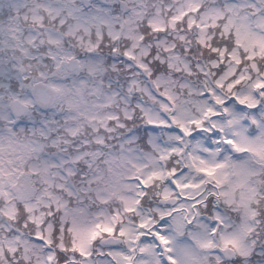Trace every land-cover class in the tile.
<instances>
[{"label": "rangeland", "instance_id": "rangeland-1", "mask_svg": "<svg viewBox=\"0 0 264 264\" xmlns=\"http://www.w3.org/2000/svg\"><path fill=\"white\" fill-rule=\"evenodd\" d=\"M159 2H160V9H161V6L164 5L165 1L160 0ZM198 2L200 3V0H198ZM168 9H171L170 5H168ZM138 11H139V14H137V16L142 15V11L141 10H138ZM134 13H136V10L133 9L132 13L128 15L129 18H126V19L129 20L133 16L135 17L136 14L134 15ZM158 13L168 14V11L167 12L159 11ZM148 22H150V19L148 20ZM161 22L163 23V18L161 19ZM205 25L206 23L202 24L200 28L202 31H204ZM131 32H132L133 37H128V39L133 38V40H130L129 49H131V51L132 49L135 50L134 56L135 55H138V56L148 55L150 53L151 43L149 42L143 45L142 44L143 37L140 36L138 32H134L132 30ZM117 33L120 34V31H117ZM124 34L129 35V33H126V31L124 32ZM174 36L184 41L186 40L190 41V38L187 36L186 32H184L183 30L176 32ZM171 41H169L168 46L166 44H163L164 42H162L161 43L163 44L162 47L168 48V50L174 49L175 43ZM155 48H156V55L158 56L159 50L157 47ZM169 51H172V50H169ZM141 52H145V53H141ZM172 54L174 58L177 52L174 51V53H171L169 55L170 58ZM222 59H224V55H222ZM216 63H217V60L213 59L212 64H216ZM236 69H237L236 65L230 63V67L228 68L227 73L217 79L216 81L217 85L220 87L225 86V88H227V90L231 92L236 83H241L245 79V74L244 72H242L239 75V78H237L234 82L226 83V80L230 79L229 76L232 77L235 74ZM160 76L162 75L161 74L158 75V77ZM158 77L156 79V86H160L161 83L166 81L165 78H158ZM253 82L255 84H258L261 87H264V77L262 78L255 77ZM54 84L57 87H61V84H59V82L54 83ZM180 85L182 88H187L186 92L185 90H183L186 97L179 96V93H176L175 91H170L169 88H165L166 89L164 92L165 96H163L162 93H159V95L161 96V97H158L159 103L163 106H168L169 103L166 100L168 99L169 101H171L172 99H174L176 102L182 101L184 104H186V102L190 105L195 104L201 108V116H198V115L195 116V115H192V113L190 114L186 106L180 107L182 108L181 109L182 113H184V114L180 113V110L178 109V113L181 116L179 120L183 128L177 123L175 119L169 118L172 121L171 126L169 128V131L171 132L168 133V131H165L166 136L161 138L162 131L164 129L163 125L165 124L170 125V124H169L168 119L162 116V114L160 113V110L153 109L156 111L150 113V115L152 116V119L150 117V120L153 121V118L156 117V120H154V122L159 120L162 123H157V126H158L157 136L158 137L156 136L155 140L152 139L151 141L153 142L152 145L158 150L157 152H160L162 155L160 156V158L157 159V161H155L151 177H150V171H149L151 168L148 169V164H149L148 158L149 157L141 156L140 152L135 148L134 149L130 147H127V149L125 148V150L122 151L121 158L119 161V166L126 167V170H124L123 168L121 170L114 169L111 166V170L109 174L110 180L107 182V185L105 187L107 189L110 188L111 194H110V197L105 196L106 197V199H104L105 201L109 200V198L110 200H112L115 197L116 198L119 197L118 190H119V185H121L120 180L122 176L125 179L123 185H126V187H128V186L134 185L135 183L137 186L138 194L140 195L144 194L143 187H138V184L141 182L145 185H148L149 180L152 178H163V176L165 177L167 175V172H165L164 170V166H163L164 164L163 162H165L164 160H166V158H168L169 156L181 155V154H186V160L189 164V169H190L189 171L182 170V172L179 174V180H181V182H179V185L181 186V188H185L186 184L184 181L189 178H190V182H192L190 183V185L194 191H196L198 187L201 188L202 183H205L207 178H210V179L215 178L216 180L215 183L220 184L221 189L224 188L225 185H227V189H222V194H224V196H226L228 199H230L232 195L234 196V192L232 190L233 188L235 192L242 197L252 196L253 194H257L256 187H254V185H251L252 187L250 186V183H251L250 180L252 177H254L255 179L258 178L261 172L258 169V167H256L255 165L247 164L245 157H249V153L248 154H242V153H247V149H250L253 152L254 148H260L264 144L262 143L260 145L255 146L257 136L250 135L251 133H249L248 131L247 124H246V121L248 118V111H247L248 109L247 108L242 109L241 107H239L240 105L239 106L232 105V101H229L230 99L228 95H221V93H218V91H215V90H213L216 92L215 94L213 93L215 102L209 103L207 101V97L203 94L204 89L202 87L201 88L196 87V85L191 84L189 80L180 81ZM148 90H151L153 92L152 89H147L145 90V93L150 97H154V95H152V93ZM241 91H242L241 94H238V97L237 96L235 97L238 103L249 104L251 105L250 106L251 108L258 104V100H256L255 94L250 89V86H243ZM91 92L95 94V96L97 97L99 96V93H100L96 89ZM153 93L155 94V92ZM73 97L74 96H71L70 94L66 93L67 106H72L78 110H84L83 107L76 106L78 102L69 104L74 100ZM217 104H221V106L218 108ZM222 106H224V116L225 117L216 116L218 112H221L220 110H222ZM171 108H174V107H171ZM204 109L206 110V113H204ZM162 110L167 115L169 114L165 108H163ZM208 115L210 116L209 119H207ZM212 115H215V116L211 118ZM249 115L251 119L253 120V122L262 128L260 118H258V116L254 113L252 114L249 113ZM263 116H264V113H263ZM1 117L5 118L4 116H1ZM207 120L210 122V125H205V122H207ZM27 122L29 123L28 125L29 127L26 129L28 133L30 134L36 133L35 136L37 137L34 139H30V138L27 139L28 148L38 149V145H42L41 140L43 139V137L51 139L50 137V132H51L50 127L51 126L48 124L47 121L42 120V122H40L33 117H29L27 119ZM12 125L14 124L11 123V126ZM178 125H179V128L176 130H173ZM182 129H184V134L181 132L179 133L175 132V131H182ZM200 129L202 131H199ZM23 130L24 128H22V131ZM29 130H31L32 133L29 132ZM218 130L221 133H219ZM22 131L21 133L25 135L26 131L25 132H22ZM214 133L215 135H213ZM220 135H223V138H221V140L223 139V141L225 142V143L222 142L223 143L222 146H220V141H221L219 139ZM122 141H125V140H122ZM129 141H131V139ZM52 142H56V140L53 138ZM227 142L232 143L234 148H236L237 151H235L234 154L228 150ZM220 147H222L221 150H219ZM10 151L12 150H7L5 153L8 154ZM37 153L38 151H35V156L37 155ZM257 155L260 159H262L263 154H257ZM115 157L116 155L112 156L111 162L118 165V162L114 161ZM0 158H1V155H0ZM28 158H29L28 149L22 150L14 158H9L8 156H5L2 159V162L4 163L3 172L5 173V176L10 177L9 180H11L13 176L19 175L17 174L19 172L17 169L19 168L21 163L27 164ZM42 159H43V165H47L50 168L58 164L63 165L64 163H66L65 160H61V163L58 160L51 161V159L48 156H44L42 157ZM66 171H70V167H66ZM123 171L125 172V174ZM201 172H204V173L202 174ZM61 176L65 178L67 177L65 171H62ZM140 177L142 179H140ZM228 177L231 180L225 181ZM199 180L201 182L200 185L198 183ZM11 183L12 182H10L8 186V183L6 184V181H4L2 185L0 186L1 188L0 190L1 192H3L2 194H0V199L2 198L4 201V203H0V206L2 204V207L0 208V212H1L0 213V220H1L0 227H3L4 229L8 228V226H7V222L1 219L2 218L1 216L3 215V213H6V214L9 213L7 209L8 207L7 204L12 200L9 195ZM252 188L254 189L253 191H252ZM30 193L31 194L26 198V200L31 202V199H33L32 196L38 197V195H34V193L31 192V190H30ZM123 198H126L125 203H126L127 209H129V207L133 206L134 208L136 206L135 202L132 201L133 200L132 196H125ZM192 205H193L192 203H186L183 205L180 204L176 208H174L175 210H173V208H166V209L156 208L155 210L157 211V214L160 217L161 222L157 223L158 225L155 226L153 230H151L152 232H154L156 236L158 235L159 240L165 245L166 249L169 250L171 258L174 260L177 259L180 263L183 262V264L187 263V257L185 256L182 257V262H181V258L178 255V253L181 254L183 250L182 249L183 246L177 244L175 247V244H176L175 232L181 233L182 229H185L186 227L184 223L185 216L182 210L187 208L188 212L186 213V217L188 218L189 221H193L189 231L192 237L196 238L200 244H201L202 231L203 230L208 231L209 229L208 227L209 224L205 220H202L196 216V213L192 210ZM146 213L144 214L145 216H143L141 219V224L144 225L146 228H151V225L153 226V224L155 223V220L151 219L150 216L147 217ZM170 213L171 214L173 213L172 217L170 219H166V217L169 216ZM109 223H112V221H109ZM240 224L241 226L245 228H249L248 218L247 217L242 218ZM77 228L83 229L84 226H82V224H79ZM84 229L88 230L87 228H84ZM86 230L84 231L85 237H83L82 239L80 238L79 240V250L83 256H86V258H89L88 254L90 253V248L87 245L88 239L86 237V234H87ZM123 230L126 231V233L129 235L130 245H128V248L126 250L118 252V250L114 249V250H111L110 252L114 256L115 260L116 259L118 260V256H120L121 258L124 257V261L125 263H127L131 260V258L135 256L134 255L135 254L134 250L136 248L135 243H136V239L138 238L139 232L141 233V230L138 227H133V226H124ZM137 230L139 232H137ZM39 234L42 235L41 233ZM210 240H211V243H209L208 246L213 248L214 241L212 240L211 236H210ZM5 241H6V245L9 247L10 250H14L17 247L16 244L11 243V239L6 237ZM224 241L228 242L226 237ZM148 245H150L148 242L147 243L143 242L140 245V252L148 253L147 251ZM1 246L3 249L1 250L0 254L2 258H5L6 257L5 244ZM59 246L63 247L62 244H59ZM239 247L241 248V246ZM151 249H153L152 246H151ZM240 252L242 254H245V251L243 250ZM42 255H43L44 264H49V259L50 260L55 259L52 251L48 253L42 252ZM213 255L215 256L217 261L220 262V259L218 258V256L215 253H213ZM133 260L136 262V264H153L152 261L148 262L147 258L143 255H140V256L137 255L135 256ZM86 264L88 263L86 262Z\"/></svg>", "mask_w": 264, "mask_h": 264}, {"label": "flooded vegetation", "instance_id": "flooded-vegetation-1", "mask_svg": "<svg viewBox=\"0 0 264 264\" xmlns=\"http://www.w3.org/2000/svg\"><path fill=\"white\" fill-rule=\"evenodd\" d=\"M110 1L114 2V0L88 2L86 0H11L13 5H17L22 10L33 9L42 15L40 40L43 43L52 44L49 48H52L55 53L57 49L62 48L63 37H69L73 25L77 30L82 28L81 30L94 31L97 39L103 38L109 29V21L124 18L126 12L120 11L119 8L123 0L114 3L116 7L112 10L109 7ZM51 9H59V16L54 17ZM28 24L24 29H28ZM15 191L22 190L17 187Z\"/></svg>", "mask_w": 264, "mask_h": 264}, {"label": "water", "instance_id": "water-1", "mask_svg": "<svg viewBox=\"0 0 264 264\" xmlns=\"http://www.w3.org/2000/svg\"><path fill=\"white\" fill-rule=\"evenodd\" d=\"M35 96L39 104L49 106L55 100V93L44 84H38L34 88Z\"/></svg>", "mask_w": 264, "mask_h": 264}, {"label": "trees", "instance_id": "trees-1", "mask_svg": "<svg viewBox=\"0 0 264 264\" xmlns=\"http://www.w3.org/2000/svg\"><path fill=\"white\" fill-rule=\"evenodd\" d=\"M240 47V46H239ZM208 53V52H207ZM190 58H193V57H190ZM244 61L239 65V67H238V69H240V71H239V73L241 72V70L243 69V68H245L246 66H248V59H246V56L245 55H243V58H242ZM230 60V59H229ZM222 65H224V64H222ZM260 67H264V63H262V64H260ZM168 72L170 71V70H167ZM174 74H175V72H174ZM177 76H180V77H182V75L181 74H178ZM216 77V76H215ZM177 88L179 87V85L177 84V86H176ZM176 88V89H177ZM178 90V89H177ZM89 97H91V96H89Z\"/></svg>", "mask_w": 264, "mask_h": 264}]
</instances>
